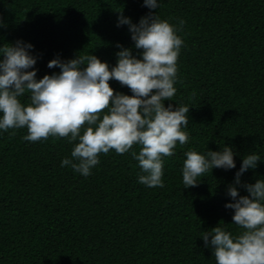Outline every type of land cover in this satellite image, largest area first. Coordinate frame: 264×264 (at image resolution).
I'll return each mask as SVG.
<instances>
[{"label":"trees","instance_id":"trees-1","mask_svg":"<svg viewBox=\"0 0 264 264\" xmlns=\"http://www.w3.org/2000/svg\"><path fill=\"white\" fill-rule=\"evenodd\" d=\"M157 2L152 10L144 0H0V47L33 45L37 62L29 71H37V80L60 72L48 67L53 59L95 55L111 69L119 46L141 58L119 18L122 12L138 24L155 13L183 40L176 93L165 106L190 110L182 128L188 142L162 157V188L139 183L145 173L132 156L139 145L123 155L101 153L85 177L61 166L78 141L31 142L26 128L0 130V264H215L203 234L217 226L233 236L244 231L225 205L235 203L230 186L245 196L244 185L264 180V0ZM109 83L133 95L115 79ZM18 99L27 106L30 93ZM226 146L236 168L210 169L185 188L186 152L206 156ZM248 154L261 161L236 184Z\"/></svg>","mask_w":264,"mask_h":264},{"label":"clouds","instance_id":"clouds-1","mask_svg":"<svg viewBox=\"0 0 264 264\" xmlns=\"http://www.w3.org/2000/svg\"><path fill=\"white\" fill-rule=\"evenodd\" d=\"M144 6L155 10L159 5L157 0H144ZM119 24L129 25L141 58L134 56L132 49L118 45L122 50L111 69L95 55L67 62L53 59L48 67H58L60 72L37 80V71H29L37 62L29 53L33 45L17 41L0 47V130L26 128L24 139L31 142L49 137L78 141L72 159L65 158L61 166H70L85 177L99 163L101 153L114 150L123 155L139 145L138 153L132 151L145 173L139 176V183L162 188V157L172 156L177 142L184 145L189 139L182 130L189 122V108L166 107L164 103L173 100L176 93L177 60L183 40L177 35L178 28L155 13L136 24L121 12ZM183 24L181 20V28ZM112 79L127 86L133 95L116 93L109 83ZM26 92L30 93L27 106L18 99ZM234 156L229 146L219 152L208 151L206 156L186 152L182 168L185 188L197 186V178L210 169L236 168ZM259 161V155L244 156L235 183L240 184L242 174L255 169ZM244 187L248 195L240 196L237 187L230 186L228 195L235 203L225 205L234 210L233 224L244 231L233 236L217 226L202 236L205 246L213 248L215 264H264V180Z\"/></svg>","mask_w":264,"mask_h":264}]
</instances>
